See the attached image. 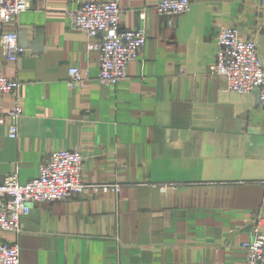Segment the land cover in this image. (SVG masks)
<instances>
[{
  "label": "crops",
  "instance_id": "obj_1",
  "mask_svg": "<svg viewBox=\"0 0 264 264\" xmlns=\"http://www.w3.org/2000/svg\"><path fill=\"white\" fill-rule=\"evenodd\" d=\"M87 1L111 0L36 1L0 29L22 49L10 61L0 43V75L21 83L22 114L16 139L9 119L0 126V179L27 183L51 154L76 150L82 181L120 190L32 204L22 234L0 242L18 245L20 264H246L242 245L264 215V107L210 68L233 28L264 67V8L189 0L188 13L167 16L154 9L162 0H117L120 29H145L146 45L126 79L104 86L99 39L70 25ZM72 67L89 81L70 89ZM14 101L0 96V114Z\"/></svg>",
  "mask_w": 264,
  "mask_h": 264
},
{
  "label": "built area",
  "instance_id": "obj_2",
  "mask_svg": "<svg viewBox=\"0 0 264 264\" xmlns=\"http://www.w3.org/2000/svg\"><path fill=\"white\" fill-rule=\"evenodd\" d=\"M36 1L44 0H0V29L4 23L14 21L19 14L30 9ZM75 1V0H70ZM264 8V0H258ZM189 0H162L154 9L159 15H182L190 10ZM121 10L117 0L87 1L70 13V25L87 37L98 38L99 72L101 85H116L126 79L127 66L136 61L140 51L146 45V31L122 30L119 27ZM216 62L210 68L211 73L225 79L228 92L245 94L258 90V103L264 107V67L257 53L256 42L243 39L238 30L225 29L218 37ZM7 58L16 61L22 49L17 45L13 33L0 37ZM67 85L70 89L83 86L89 81L87 74L78 68L68 70ZM21 83L0 75V96L11 94L14 103L5 114H0V126L10 120L8 134L16 139L18 131L16 121L22 116L18 92ZM84 156L74 150H60L49 156L41 164L38 177L21 184L17 174H9L0 179V233L22 234V219L29 214L35 203H56L71 199L86 191L118 193L117 184H86L82 181ZM264 187V180L262 182ZM261 206L264 207V196ZM252 239L243 243L246 251V264H264V215H257L250 224ZM0 264H20V250L17 244L0 242Z\"/></svg>",
  "mask_w": 264,
  "mask_h": 264
},
{
  "label": "water",
  "instance_id": "obj_3",
  "mask_svg": "<svg viewBox=\"0 0 264 264\" xmlns=\"http://www.w3.org/2000/svg\"><path fill=\"white\" fill-rule=\"evenodd\" d=\"M255 91H257V93H258V95H259V91H258V90H255Z\"/></svg>",
  "mask_w": 264,
  "mask_h": 264
}]
</instances>
